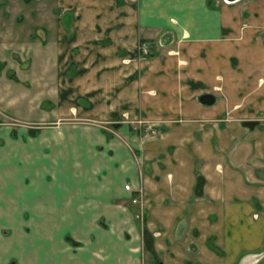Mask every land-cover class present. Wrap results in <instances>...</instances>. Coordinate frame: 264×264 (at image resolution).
Wrapping results in <instances>:
<instances>
[{
	"label": "crops",
	"instance_id": "0c3cea01",
	"mask_svg": "<svg viewBox=\"0 0 264 264\" xmlns=\"http://www.w3.org/2000/svg\"><path fill=\"white\" fill-rule=\"evenodd\" d=\"M61 1L76 39L115 43L99 59L87 48L95 69L80 66L78 79L122 103L144 102L150 79L182 73L177 114L160 116L164 130L139 156L119 149L124 168L112 179L56 184L17 172L13 182L0 154V264H244L256 255L264 264V0ZM53 22L67 31L63 18ZM164 35L184 67L176 56L157 53L151 64L136 56L140 39ZM202 90L213 91V103L200 101ZM138 188L143 225L132 203Z\"/></svg>",
	"mask_w": 264,
	"mask_h": 264
},
{
	"label": "rangeland",
	"instance_id": "374dc122",
	"mask_svg": "<svg viewBox=\"0 0 264 264\" xmlns=\"http://www.w3.org/2000/svg\"><path fill=\"white\" fill-rule=\"evenodd\" d=\"M30 1L0 0V154L6 161L2 163L9 167L1 170L8 172L2 175L16 182L15 174L20 172L18 178L24 177L25 181L34 176L56 184L62 178H83L90 182L96 178H115L121 173L124 162L123 155L116 152L122 149L134 157L139 156L144 142L157 139L164 130L167 120L159 119L160 116L177 114L173 104L177 93L174 78H182L184 74L178 73L175 77L166 74L159 82L150 79L146 89L139 91L148 94L145 103L140 96L123 103L115 100V91L105 86L99 90L94 82L78 79L80 66L95 69V65H88L91 58L86 56L87 48L96 58L97 53H111L115 43L76 39L71 26L73 15L64 11L61 0ZM58 18L65 21L68 28L65 33L59 23L53 22ZM36 23L46 25L35 26ZM161 37L156 42L140 39L136 43V56L149 60L148 64L157 53L176 56L175 63H183L184 67L186 63L174 39L168 35ZM153 42L162 47L161 53L153 48ZM128 58L131 57L127 55ZM216 63H222V59L218 58ZM139 77L135 72V84ZM107 78L111 81L112 77ZM150 84L161 91V96L149 88ZM220 89L217 85L213 87L215 92ZM195 98L199 101L198 95ZM23 169L26 171L22 173ZM86 189L95 188L93 185ZM138 189V192L133 191L132 197L138 198L135 215L143 225L144 191ZM260 257L256 255V261L242 262L260 264L261 261H257Z\"/></svg>",
	"mask_w": 264,
	"mask_h": 264
},
{
	"label": "water",
	"instance_id": "95a60500",
	"mask_svg": "<svg viewBox=\"0 0 264 264\" xmlns=\"http://www.w3.org/2000/svg\"><path fill=\"white\" fill-rule=\"evenodd\" d=\"M228 1H233V0H228ZM200 101L205 103V104H211L215 100V96L212 93H203L200 95ZM254 122L253 121H245V124L247 125H252Z\"/></svg>",
	"mask_w": 264,
	"mask_h": 264
},
{
	"label": "built area",
	"instance_id": "2783aa9c",
	"mask_svg": "<svg viewBox=\"0 0 264 264\" xmlns=\"http://www.w3.org/2000/svg\"><path fill=\"white\" fill-rule=\"evenodd\" d=\"M124 187L126 189H130V185L128 183L124 184ZM138 201L137 197H132V202L136 203Z\"/></svg>",
	"mask_w": 264,
	"mask_h": 264
},
{
	"label": "flooded vegetation",
	"instance_id": "af4514ba",
	"mask_svg": "<svg viewBox=\"0 0 264 264\" xmlns=\"http://www.w3.org/2000/svg\"><path fill=\"white\" fill-rule=\"evenodd\" d=\"M246 264H249L248 262H246Z\"/></svg>",
	"mask_w": 264,
	"mask_h": 264
}]
</instances>
